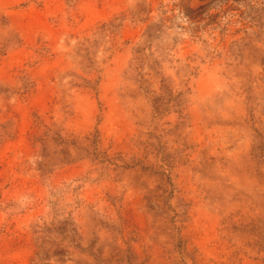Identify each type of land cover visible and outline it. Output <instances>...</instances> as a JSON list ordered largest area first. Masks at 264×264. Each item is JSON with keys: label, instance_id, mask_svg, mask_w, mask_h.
Listing matches in <instances>:
<instances>
[{"label": "rangeland", "instance_id": "1", "mask_svg": "<svg viewBox=\"0 0 264 264\" xmlns=\"http://www.w3.org/2000/svg\"><path fill=\"white\" fill-rule=\"evenodd\" d=\"M86 39L99 43V72L78 52ZM149 55L150 89L160 87L155 60L175 93L190 89L183 119L138 125L152 109L136 91L135 56ZM81 77H100L98 88ZM0 85L10 129L0 141V264H264L238 230L264 229V0H0ZM51 124L66 135L98 129L104 149L169 172L139 144L164 136L178 152L170 204L186 219L149 211L159 180L141 171L101 176L86 160L40 168L35 138Z\"/></svg>", "mask_w": 264, "mask_h": 264}, {"label": "trees", "instance_id": "2", "mask_svg": "<svg viewBox=\"0 0 264 264\" xmlns=\"http://www.w3.org/2000/svg\"><path fill=\"white\" fill-rule=\"evenodd\" d=\"M200 8V7H199ZM197 9H186L185 14L190 19H195L193 13L199 10ZM155 24L149 25L145 34L151 33L152 27ZM105 25L101 26L94 35L99 34L101 31L104 32ZM89 39L83 42L78 48V52L81 56L86 59L84 67L88 73L94 71H100L98 69V61L95 56L99 49V43H95V49H91L88 44ZM138 52L143 53V49L138 48ZM152 57L149 56H135L138 62L137 69L138 72V95L141 96L145 101L146 105L151 107L152 114L146 119L138 120V125L141 127L152 126L156 121H159L163 116L176 112L180 119H183L185 115L184 104L187 102L186 95L190 90H180L177 93L174 92V88L171 86V80L165 78L163 72L161 71V64L159 60H155L151 65H149V70L154 71L153 77L159 80V92L158 90L150 89L151 84L149 83V77L145 78L144 74L141 72L143 66L147 60ZM133 65V64H132ZM83 86L91 87L94 89L98 88L100 77L97 79L81 77ZM25 93L30 89L28 86L23 87ZM9 91L7 87L0 85V94ZM170 123V122H167ZM178 125V124H177ZM45 131L43 133L37 134L35 141L40 148V156L42 161H38L40 168L44 170H52L56 167H61L65 165H70L77 163L79 161H89L97 167L100 171L101 176H109L111 171L116 173V177H122L128 171H141V174L147 175L149 177H156L159 180V184L155 189L148 190V196L146 197L148 201V209L151 213L156 216L165 215L169 210L174 212L171 222L177 224V222H183L188 212L186 210L182 212H177L175 207L170 204L171 199L175 196L176 187L172 179V169L175 166V160L177 158L178 152L170 153L168 152V147H166V142H163L162 135L157 136L153 132H148V138L146 141H141L139 144L145 149L151 150L150 153L154 154L155 158L162 162L161 167L167 166L169 172L164 170L156 169L153 165H146L143 160L136 158L135 156L128 158L123 153H111L109 149H104L102 147V137L100 131L97 129L93 132L84 135L70 134L66 135L63 128L56 124L45 125ZM155 129H158L155 126ZM9 127L7 123L0 122V141L1 139L9 133ZM178 151V150H177ZM157 191H161V194H157ZM154 198H162L164 206H160L158 203L153 201ZM182 201L180 204H183ZM166 207V210L164 208ZM244 235L253 240L252 246L258 252L264 253V229L260 231H255L250 224L240 225ZM249 228H251L249 230ZM83 250V249H82Z\"/></svg>", "mask_w": 264, "mask_h": 264}]
</instances>
